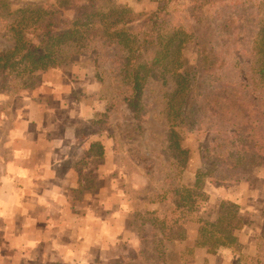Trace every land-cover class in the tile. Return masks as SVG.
<instances>
[{
    "label": "trees",
    "instance_id": "16d2710c",
    "mask_svg": "<svg viewBox=\"0 0 264 264\" xmlns=\"http://www.w3.org/2000/svg\"><path fill=\"white\" fill-rule=\"evenodd\" d=\"M142 15L123 0H0V33L13 42L0 49V92L15 99L62 66L66 53L113 46L119 92L135 118L146 116L151 78L173 82L164 109L167 148L183 163V142L195 134L217 183L238 184L250 166L264 168V0H190L180 20L165 6ZM187 45L194 50L188 63ZM108 117L89 121L95 132L107 130ZM176 184L173 192L193 208L196 186ZM219 208L215 219H198L197 244L210 251L233 246L242 224L238 203Z\"/></svg>",
    "mask_w": 264,
    "mask_h": 264
},
{
    "label": "rangeland",
    "instance_id": "374dc122",
    "mask_svg": "<svg viewBox=\"0 0 264 264\" xmlns=\"http://www.w3.org/2000/svg\"><path fill=\"white\" fill-rule=\"evenodd\" d=\"M123 1L143 15L165 6L180 20L190 0ZM12 43L0 33V49H7ZM96 48L95 52L84 49L76 56L66 53L62 66L46 71L44 83L51 87L47 98L51 117L52 120L59 117L60 123L50 122L45 132L51 134L47 140L54 146V140L60 138L59 146H55L58 153L66 144L60 142L63 134L69 126L76 125L74 132L79 137L78 142L70 145L67 157H58V163L63 178L69 175L76 180V186L67 188L66 192L74 195V200L81 199L79 205L72 207L83 214V226H94L97 216L104 220L106 214L113 212L114 230L125 226L128 219L129 228L144 237L141 241L144 250L138 251L140 246L135 237L131 243L132 247L136 243V251L113 258L111 263L179 264L180 259L185 261L190 254L179 256L177 247L162 238L161 233L171 231L172 235L179 236L195 230L199 237L201 222L198 219H215L219 216L220 204L232 201L239 204L242 216L240 228L235 229L238 241L231 247L214 246L209 252L214 260L227 264H264V168L250 166L241 174L243 179L238 184L217 183L213 180L214 169L202 160L195 134H190L183 142L189 150L183 163L167 148L164 109L168 94L174 88L173 82L163 83L162 79L151 78L144 90L146 116L135 118L119 92L118 49ZM193 51V47L187 45L184 51L187 63L192 61ZM42 75L36 82L39 89L44 85ZM12 100L6 91L0 92L1 140L7 139L5 136L11 134L14 127ZM104 114L109 116L108 128L97 133L94 131L97 123L89 121L103 118ZM47 140L45 144L49 143ZM178 181L196 186L193 208L187 198L173 192ZM166 190L169 191L167 196ZM164 194L168 199L163 201Z\"/></svg>",
    "mask_w": 264,
    "mask_h": 264
},
{
    "label": "crops",
    "instance_id": "0c3cea01",
    "mask_svg": "<svg viewBox=\"0 0 264 264\" xmlns=\"http://www.w3.org/2000/svg\"><path fill=\"white\" fill-rule=\"evenodd\" d=\"M42 80L44 83L46 72ZM38 86L35 83L32 87ZM32 87L12 100L14 127L7 139H0V264H112L113 258L136 251V243L134 247L131 243L135 237L138 251L144 250V237L129 228L128 219L125 226L114 230L113 212L104 220L97 216L94 226H83V214L72 207L81 199L74 200V195L66 192L76 186V180L69 175L63 178L58 163L63 155H69L70 145L78 142L76 125L67 126L60 140L66 144L57 153L60 138L54 140V146L47 140L51 134L45 132L50 122L60 123L59 117H51L47 101L51 87L45 83L40 89ZM46 140L49 143L45 144ZM170 232H162V238L177 247L179 256L190 254L179 264H227L214 260L207 247L197 244V231L179 236Z\"/></svg>",
    "mask_w": 264,
    "mask_h": 264
}]
</instances>
